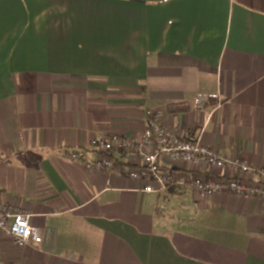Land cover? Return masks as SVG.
Wrapping results in <instances>:
<instances>
[{
	"label": "crops",
	"instance_id": "0c3cea01",
	"mask_svg": "<svg viewBox=\"0 0 264 264\" xmlns=\"http://www.w3.org/2000/svg\"><path fill=\"white\" fill-rule=\"evenodd\" d=\"M151 119L264 170V0H0V199L43 236H0L5 261L264 264V200L193 187L229 171L161 156L147 193L137 158L86 169L95 139L154 143Z\"/></svg>",
	"mask_w": 264,
	"mask_h": 264
},
{
	"label": "built area",
	"instance_id": "2783aa9c",
	"mask_svg": "<svg viewBox=\"0 0 264 264\" xmlns=\"http://www.w3.org/2000/svg\"><path fill=\"white\" fill-rule=\"evenodd\" d=\"M204 101L200 99L199 105L203 106ZM150 126L157 135L154 143L149 137L135 141L117 135L93 140V147L102 152L104 157L102 160L86 163V169L89 172L114 169V162L108 155L120 152L128 159L140 160L141 169L132 170L129 175L133 180L147 182L143 191L160 193L167 190L172 181L168 174L162 172L159 164L160 157L164 156L172 163H188L229 171L228 175L208 179L195 177L193 187L201 198L231 193L264 200V170L255 168L244 158L225 157L207 146L203 142L204 128L199 132L179 135L159 126L156 120L151 119ZM72 157L77 158V155ZM31 217L30 213L0 199V236L9 238L19 248L33 246L39 249L43 243V236L40 230L31 224ZM0 264H8L1 249Z\"/></svg>",
	"mask_w": 264,
	"mask_h": 264
},
{
	"label": "trees",
	"instance_id": "16d2710c",
	"mask_svg": "<svg viewBox=\"0 0 264 264\" xmlns=\"http://www.w3.org/2000/svg\"><path fill=\"white\" fill-rule=\"evenodd\" d=\"M174 111H175V112H181V110H179V109H174Z\"/></svg>",
	"mask_w": 264,
	"mask_h": 264
}]
</instances>
